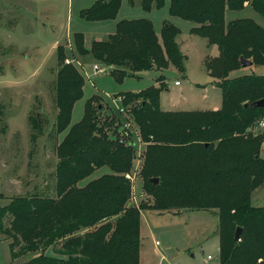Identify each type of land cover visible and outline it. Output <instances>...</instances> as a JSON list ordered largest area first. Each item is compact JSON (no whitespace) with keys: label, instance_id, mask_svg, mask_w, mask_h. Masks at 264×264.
Returning a JSON list of instances; mask_svg holds the SVG:
<instances>
[{"label":"trees","instance_id":"obj_1","mask_svg":"<svg viewBox=\"0 0 264 264\" xmlns=\"http://www.w3.org/2000/svg\"><path fill=\"white\" fill-rule=\"evenodd\" d=\"M166 3L170 16L194 24L190 34L216 46L217 56L206 60L205 67L221 91V106L160 109L162 72L171 64L183 72L186 60L175 43L180 31L169 23L158 38L146 19L121 20L113 34L93 40L89 48L83 34H73L75 53L106 66L117 83L145 71L160 72L157 87L116 94L146 143L139 176L152 202L127 205L132 185L125 175L132 169L133 149L103 133L93 115L101 110L93 105L98 97L87 101L82 120L70 126L84 79L76 67L62 64L66 55L59 46L54 129L57 135L66 134L55 149V197L17 196L0 207V233L10 240L13 259L38 253L26 264H138L142 210H215L219 264H264V206L250 204L252 192L264 184V135L253 131L264 119V108L254 106L264 98V75L229 77L241 68L240 58L264 66V28L249 18L225 21L226 11L246 6L264 18V0H140L145 12ZM120 4L98 0L81 16L90 22L114 20ZM31 123L38 127L35 119ZM101 167L110 172L78 186ZM237 228L241 234L234 241ZM49 248L54 256L45 255Z\"/></svg>","mask_w":264,"mask_h":264},{"label":"rangeland","instance_id":"obj_2","mask_svg":"<svg viewBox=\"0 0 264 264\" xmlns=\"http://www.w3.org/2000/svg\"><path fill=\"white\" fill-rule=\"evenodd\" d=\"M97 1L0 0V207L17 196L55 197L58 162L55 149L66 134L65 131L57 135L54 129V86L59 68L57 47L63 46L66 55L62 64L76 67L84 79L83 95L73 105L70 126L82 120L87 101L98 97L93 105L94 108L100 106L101 110L98 114L95 110L93 115H97L103 133L111 140L119 122L123 121L118 110L123 106L122 98L116 94L136 93L158 85L155 79L160 72L154 70L142 72L138 77L126 76L117 83L106 66L96 63L89 55L75 53L72 42L75 33L83 34L85 46V40L89 43L106 39L107 33L115 31L119 20L146 19L152 23L158 38L162 27L169 23L180 31L179 41L177 39L175 43L182 55L184 52L186 60L183 72L172 64L162 72L165 88L159 95L160 109L206 111L221 106V91L208 74L204 60V55L209 57L207 60L216 56L217 48L190 34L193 23L170 16L167 5L145 12L140 0H121L114 20L90 22L83 19L81 12ZM240 18L252 19L264 28V18L249 6L240 11L225 12L226 23ZM205 42L207 45L203 47ZM95 64L104 69L103 73H94L92 67ZM251 74L264 75V66L240 68L229 77ZM175 81L179 87L173 85ZM128 116L133 121L130 114ZM32 119L37 121V128L33 127ZM107 119L109 125H103ZM260 123L253 131L264 135ZM134 125L138 134L137 138L132 136L135 147L130 146L134 159L128 173L132 177L129 180L132 193L127 205L147 207L152 201L143 192L139 176L146 143L135 122ZM258 128L260 131L256 132ZM139 145L141 148L137 151ZM260 158L264 159V144ZM109 172L107 167L95 169L78 186ZM250 204L252 207L264 206V184L252 192ZM217 228L215 210L180 211L178 214L142 210L138 264H219ZM9 243L10 240L0 233V264H26L38 255L28 253L13 259ZM46 252L45 255L54 256L51 248Z\"/></svg>","mask_w":264,"mask_h":264},{"label":"built area","instance_id":"obj_3","mask_svg":"<svg viewBox=\"0 0 264 264\" xmlns=\"http://www.w3.org/2000/svg\"><path fill=\"white\" fill-rule=\"evenodd\" d=\"M100 67L101 66L95 64L92 67L94 73H96V74L103 73V70L104 69H101ZM174 84L175 85H179L178 82H175ZM118 110H119V113H120L123 121H120L119 122V124L117 126V131L113 135V139H115L118 144H124V145H127V146H133V147H135L136 144L133 143L132 136H135L137 138L136 134H138V132H136L134 130V127H135L134 122L128 116L126 110H124L123 107H119ZM260 128H261V130H264V122H261L260 123ZM142 147H144V146H142ZM140 148H141V146L139 145V147L137 148V151H139ZM125 177L127 179H129V180H132L131 179L132 177L130 175H128V174L125 175Z\"/></svg>","mask_w":264,"mask_h":264},{"label":"water","instance_id":"obj_4","mask_svg":"<svg viewBox=\"0 0 264 264\" xmlns=\"http://www.w3.org/2000/svg\"><path fill=\"white\" fill-rule=\"evenodd\" d=\"M239 62H240V67L241 68H246V67L252 66V62L251 61L245 60L243 58H240ZM254 106L256 108H264V98L261 99V100L256 101L254 103ZM100 109H101V107H100ZM258 131H260V128H258V130L256 132H258ZM150 182L153 183V184H156L158 182V180L157 179H150ZM240 234H241V229L237 228L236 231H235V234H234V241H238V239L240 237Z\"/></svg>","mask_w":264,"mask_h":264},{"label":"crops","instance_id":"obj_5","mask_svg":"<svg viewBox=\"0 0 264 264\" xmlns=\"http://www.w3.org/2000/svg\"><path fill=\"white\" fill-rule=\"evenodd\" d=\"M166 5H167V8H168V4H167V3H166ZM246 7H248V6H246ZM244 9H245V8H244ZM119 21H120V20H119ZM117 22H118V21H117ZM192 27H193V26H192ZM192 27H191V28H192ZM154 31H155V30H154ZM109 33H110V34H109ZM109 33H107V36L113 34L114 32L110 31ZM106 38H107V37H106ZM84 39H85V38H84ZM177 39H178V41H179V35H178V37L176 38V40H177ZM95 41H97V40H95ZM98 41H99V40H98ZM205 41H206V40H205ZM91 42H92V41H91ZM91 42L88 43V42H86V40H85V46H86V48H89ZM178 44H180V42H179ZM206 45H207V43L205 42L202 46H203V47H206ZM180 48H181V47H180ZM181 51H182V50H181ZM217 54H218V51H217V53H216V56H217ZM183 55L185 56L184 52H183ZM213 56L216 57L215 55H213ZM185 57H186V56H185ZM207 58H209V57H208L207 55H204V60H207ZM212 58H213V57H212ZM202 60H203V59H202ZM202 60H201V61H202ZM175 82H177V81H175ZM175 82H174V83H175ZM214 82H215V80H214ZM174 83H173V85H174L175 87H179V86H180V84H179V85H175ZM212 83H213V82H212ZM191 87H192V86H190V88H191ZM217 88H218V87H217ZM190 91H191V90H190ZM216 109H217V108H214L213 110H216ZM185 111H186V110H185ZM195 111H197V110H195ZM46 253H47V252H46Z\"/></svg>","mask_w":264,"mask_h":264}]
</instances>
